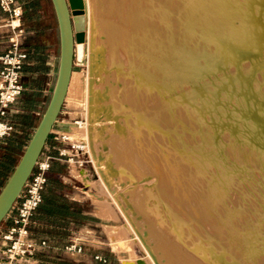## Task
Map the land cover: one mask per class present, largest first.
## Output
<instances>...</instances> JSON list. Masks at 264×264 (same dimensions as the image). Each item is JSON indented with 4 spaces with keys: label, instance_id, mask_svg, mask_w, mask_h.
I'll use <instances>...</instances> for the list:
<instances>
[{
    "label": "bare ground",
    "instance_id": "1",
    "mask_svg": "<svg viewBox=\"0 0 264 264\" xmlns=\"http://www.w3.org/2000/svg\"><path fill=\"white\" fill-rule=\"evenodd\" d=\"M89 10L105 56L86 125L67 133L98 149L100 175L114 153L156 189L125 184L153 264H264V0H95Z\"/></svg>",
    "mask_w": 264,
    "mask_h": 264
},
{
    "label": "crops",
    "instance_id": "2",
    "mask_svg": "<svg viewBox=\"0 0 264 264\" xmlns=\"http://www.w3.org/2000/svg\"><path fill=\"white\" fill-rule=\"evenodd\" d=\"M16 2L21 6V24L25 28L21 40V50L26 53L21 68V82L24 89L10 106L5 117V120L12 124L13 131L9 136L0 139V145L7 140H15V145L24 149L47 105L54 85L58 67L59 35L50 0H16ZM5 17L6 15L0 10V56L7 47L8 29L3 26ZM58 126L62 130H67L63 124ZM46 144L55 148L59 145L50 137ZM66 168L65 164L54 160L48 171V177L56 175L61 182L56 183L48 179L44 189L47 197L42 198L29 224L31 238L36 242L45 241L46 245L38 248L25 264H90L86 263L85 259H81L85 256L86 247L91 246L89 244L91 242H88L86 237L92 234L90 220L93 215L91 210L93 200L84 190L77 192V187L62 180ZM82 185L84 188L85 184ZM95 209L99 222L94 226L101 228L104 226L106 216L100 215L97 207ZM13 214L14 211L10 210L3 219L0 232L10 226ZM71 225L73 228L76 226L77 233L70 230ZM58 239L63 241L59 242ZM72 243L81 246V251L68 252L64 249L66 245ZM2 245L0 239V248ZM96 245L95 247H98V244Z\"/></svg>",
    "mask_w": 264,
    "mask_h": 264
},
{
    "label": "rangeland",
    "instance_id": "3",
    "mask_svg": "<svg viewBox=\"0 0 264 264\" xmlns=\"http://www.w3.org/2000/svg\"><path fill=\"white\" fill-rule=\"evenodd\" d=\"M94 1L95 0H83L86 19L85 60L82 65H73L67 94L60 111L61 113H59L57 117L59 123L63 120L65 129H67V131L70 132V136L75 139H77L76 135L73 134L75 127L81 124L82 126L86 125L87 122V104L88 98L91 95L88 91V86L91 85L89 81H96L100 72L96 74L95 70L105 56L103 52L101 53L98 51L95 42L91 39L92 29L90 27L88 13H90L89 8H93ZM252 18L251 20L253 21L254 17ZM263 27L264 26L261 27L260 25V30H263ZM131 59V63L134 64V57ZM174 59L176 61L175 57L172 58L173 61ZM96 63H98V65ZM250 114L252 115V113ZM249 121L257 124L261 123L260 120L254 119L251 116H249ZM75 122L78 123L76 124ZM92 125L93 129H95L96 125L93 123ZM53 128L55 130L60 129L58 124ZM83 141L86 142V151L88 153H86L84 157L87 162L81 167L83 173L75 166H66L65 174L62 176V180L78 188L76 190L77 192L79 190H84L93 200L91 209L93 215L90 220L92 234L90 237H86L88 242H91L89 243L91 246L86 247L85 256L82 257L81 260L85 259L86 263L90 264H133L136 258H142L146 260L147 264H153V260L149 253V247L153 244V238L146 236V224L142 216L138 215L137 206L132 203L130 197L127 195V187L125 186V184H147L145 181L147 178L143 176L141 179V177L138 176V171H140L138 166L130 168L125 167L124 161H120V157L116 156L114 153L112 156L115 160V167H112V169L107 167L105 169L103 168V176L100 175L95 167L92 153L93 151L96 153L99 151L94 148V145V149L92 148L91 150V146L88 145L86 139H83ZM10 143L15 144L16 141L10 140ZM23 150L24 149L21 148L16 156L8 152H3L2 154L0 151L2 154L0 155V185L3 184L8 177L12 165L17 163ZM88 155L92 163L89 161ZM249 161L253 163L251 159ZM255 168L257 169L256 166ZM86 175H88L90 180L85 178ZM241 175L245 176V172H242ZM82 184H85L84 188ZM153 184L158 183L154 181ZM147 189L153 192L156 190L152 184H150ZM70 192L72 193V190H70ZM234 195L236 196L237 194L235 193ZM96 207L100 215L106 216L103 222L104 226L101 228L94 226L95 223L97 224L99 222L96 217ZM70 230L73 233H77L76 226L73 228L71 225ZM58 241L62 242L63 240L58 239ZM96 244H98V247H95L97 246Z\"/></svg>",
    "mask_w": 264,
    "mask_h": 264
},
{
    "label": "built area",
    "instance_id": "4",
    "mask_svg": "<svg viewBox=\"0 0 264 264\" xmlns=\"http://www.w3.org/2000/svg\"><path fill=\"white\" fill-rule=\"evenodd\" d=\"M0 10L6 15L3 26L8 29L7 47L0 56V139H2L13 131L12 124L6 121L5 117L10 106L24 89L21 82V68L26 53L21 50V40L25 34V28L21 24V6L16 0H0ZM57 124L64 125L63 120L59 123L56 118L53 127ZM53 127L49 137L59 145L55 148L45 143L30 176L10 209L14 211L11 224L0 232V239L3 242L0 248V264H25L38 248L46 245L45 241L36 242L31 238L29 224L42 201V193L52 162L56 160L80 170L87 162L84 158L87 153L85 143L71 139L67 130H55ZM89 161L91 162L90 159ZM65 250L80 252L81 246L72 243L67 245Z\"/></svg>",
    "mask_w": 264,
    "mask_h": 264
},
{
    "label": "water",
    "instance_id": "5",
    "mask_svg": "<svg viewBox=\"0 0 264 264\" xmlns=\"http://www.w3.org/2000/svg\"><path fill=\"white\" fill-rule=\"evenodd\" d=\"M59 35L58 67L47 105L19 160L0 189V224L18 198L43 149L65 100L73 65L85 60L83 0H50Z\"/></svg>",
    "mask_w": 264,
    "mask_h": 264
},
{
    "label": "trees",
    "instance_id": "6",
    "mask_svg": "<svg viewBox=\"0 0 264 264\" xmlns=\"http://www.w3.org/2000/svg\"><path fill=\"white\" fill-rule=\"evenodd\" d=\"M3 139V138H2ZM20 149H21V146H19V145H15V144H11L10 143V140H7V141H5L4 143H3V145L1 144L0 145V151L2 152V154H3V152L4 153H10V154H12V155H14V156H16L18 153H19V151H20ZM1 152H0V155H2L1 154ZM16 165V163L14 164V165H12V168H11V170L9 171V174H8V176L10 175V173L12 172V170H13V168H14V166ZM8 178V177H7ZM6 178V179H7ZM48 179H50V180H52L53 182H56V183H60L61 182V179L58 177V176H56V175H51L50 177H48V174H47V182H48ZM6 181V180H5ZM5 181H4V183H5ZM3 183V184H4ZM3 184H1L0 185V189H1V187L3 186ZM47 184V183H46ZM46 186V185H45ZM45 189V188H44ZM47 197V195L44 193V190H43V193H42V198L44 199V198H46ZM38 208V207H37ZM70 217V216H69ZM72 218H75V216H72Z\"/></svg>",
    "mask_w": 264,
    "mask_h": 264
}]
</instances>
